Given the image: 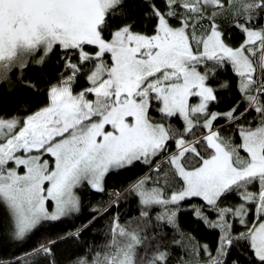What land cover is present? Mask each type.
I'll use <instances>...</instances> for the list:
<instances>
[{
  "label": "snow or ice",
  "instance_id": "obj_1",
  "mask_svg": "<svg viewBox=\"0 0 264 264\" xmlns=\"http://www.w3.org/2000/svg\"><path fill=\"white\" fill-rule=\"evenodd\" d=\"M163 5L141 0L142 15L154 21L148 33L135 30L127 0H0V80L45 65L57 48L63 69L43 106L23 116H0V204L10 214L12 239L23 241L45 222L80 213L82 185L104 192L110 171L139 162L149 173L125 190L138 197L139 216L127 226L114 216L102 250L75 264H168L167 251L157 248L149 257L148 248L160 227L178 229L180 203L194 197L218 214L211 220L193 206L195 217L222 235L215 256L199 244L193 255L202 247L205 264H224L233 244L244 241L253 264H264V0ZM229 9L243 35L238 46L217 22ZM226 66L238 78L243 112H237L239 104L210 111L218 101L213 82ZM81 76L87 86L77 90ZM250 110L258 114L255 126L239 123ZM174 118L182 129L169 123ZM221 119L236 126L238 141L221 134L215 123ZM170 142L175 152H169ZM233 192L242 202L221 207ZM112 195L116 199L94 207L92 219L67 236L79 237L122 196ZM249 206L255 210L251 224ZM156 208L153 224L150 212ZM229 217L246 230L234 236ZM55 243L49 240L26 256H51Z\"/></svg>",
  "mask_w": 264,
  "mask_h": 264
},
{
  "label": "trees",
  "instance_id": "obj_2",
  "mask_svg": "<svg viewBox=\"0 0 264 264\" xmlns=\"http://www.w3.org/2000/svg\"><path fill=\"white\" fill-rule=\"evenodd\" d=\"M157 6L163 8V0H156ZM128 13L131 21L134 22L135 30L138 32L152 31L153 20L144 18L142 15L144 7L141 6V0H127ZM217 22L228 33V42L233 46H238L243 40L242 33L234 27V19L231 9L224 11L217 17ZM264 23V21H259ZM205 26L207 21L202 22ZM61 50L58 48L49 56L45 65H32L21 77L19 74L10 75L8 80H0V116H23L31 113L43 106L47 101L46 92L51 84L57 82L62 69L60 56ZM76 62V57H72ZM107 59V57H106ZM227 82L229 87L220 88V84ZM217 88L218 101L209 106L210 111L225 112L233 106L239 104L237 112H243L246 102L242 100L241 93L237 90L238 78L231 71L230 66H226L220 71L213 82ZM87 86L86 80L81 76L75 87L77 90ZM152 115L159 118V114L153 111ZM257 113L250 110L239 123L255 126ZM175 128L182 129L183 122L179 119L169 121ZM217 127L222 129V135L231 136L233 141H238L236 126L221 119L215 122ZM169 152H175L174 142H170ZM163 159V157H161ZM149 173V167L139 162L125 169L110 171L104 180V192H97L89 186L82 185L78 191L81 199V211L70 217H66L57 222H45L38 227L28 238L23 241H17L11 237L10 214L6 207L0 204V261L6 264H18V259H22L24 264H75L83 257L89 260L93 254L102 250L110 238L109 232L112 218L118 216L120 223L128 225L134 222L139 216L138 197L125 190L137 179ZM175 185H173V188ZM255 191V187L250 188ZM119 192L122 196L118 202L110 207L106 213L98 216L96 220L83 231L77 238L68 237L69 232H74L82 224L92 219L94 207L102 208L116 199L112 194ZM242 201L237 193L233 192L227 195L220 204L221 207H233ZM193 206L203 210V214L211 220H217L218 214L210 208L205 207V202L200 198L194 197L180 203L181 211L177 216L178 229L171 226H162L156 231L159 235L151 241L148 248V256L157 250L167 251L168 264H205L208 259L207 254L201 247L198 255L192 254L193 245H207L208 250L215 256L219 246V240L222 235L219 228H209L204 222L195 217ZM247 220L249 224L255 222V210L251 206ZM160 209L156 208L150 212L153 224L155 216ZM228 223L232 225V234L238 235L245 231V226L239 223L238 218H228ZM153 235V230H149V236ZM49 240L56 243L52 245V255L45 256L43 253L26 256L28 253H34V250L41 244H46ZM148 244V241H145ZM139 255L144 256V248L139 249ZM147 259V257H145ZM255 257L250 248H247L246 242L240 241L233 244L228 250V255L224 258V264H232L237 261L238 264H253Z\"/></svg>",
  "mask_w": 264,
  "mask_h": 264
},
{
  "label": "rangeland",
  "instance_id": "obj_3",
  "mask_svg": "<svg viewBox=\"0 0 264 264\" xmlns=\"http://www.w3.org/2000/svg\"><path fill=\"white\" fill-rule=\"evenodd\" d=\"M191 102H192V103H197V102H198V99H197V98H193ZM44 158H45V159H48L47 156H45ZM114 170H117V169H114ZM112 171H113V170H112Z\"/></svg>",
  "mask_w": 264,
  "mask_h": 264
}]
</instances>
